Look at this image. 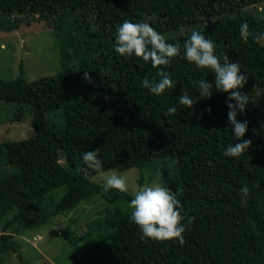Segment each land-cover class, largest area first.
Listing matches in <instances>:
<instances>
[{
  "label": "trees",
  "instance_id": "obj_1",
  "mask_svg": "<svg viewBox=\"0 0 264 264\" xmlns=\"http://www.w3.org/2000/svg\"><path fill=\"white\" fill-rule=\"evenodd\" d=\"M262 2L0 0V32L42 24L53 31L62 65L55 75L28 81L21 63L17 78H0V101L12 103L10 110L17 107L8 121L32 118L27 120L32 126L27 137L0 142V216H7L0 255L15 254L27 264L14 234L41 228L85 202L92 204L86 218L97 212L103 216L90 222L85 236L67 237L69 244L79 247L93 234L101 239L105 233L113 243L81 264H264ZM149 16L167 42L180 45L168 65L153 66L150 60L114 50L120 23ZM244 21L249 25L247 40L240 36ZM193 29L215 42L217 54L239 61L246 71L241 92L247 93L248 104L237 119L248 121L239 139L251 144L238 156L224 154L227 145L238 142L228 124V93L214 87L211 97L202 98L196 81H212L215 73L183 56V42ZM161 68L175 86L155 95L141 81L159 79ZM185 93L193 99L191 107L179 102ZM169 106L177 111L167 112ZM58 118L64 121L54 127L49 120L57 124ZM93 149L102 161L100 170L87 168L81 159L84 150ZM174 154L180 181L176 195L186 225L183 244L175 238H141L130 219L128 202L134 194L106 191L92 180L102 172L126 171ZM63 155L66 164L61 163ZM243 185L249 189L244 200Z\"/></svg>",
  "mask_w": 264,
  "mask_h": 264
},
{
  "label": "clouds",
  "instance_id": "obj_2",
  "mask_svg": "<svg viewBox=\"0 0 264 264\" xmlns=\"http://www.w3.org/2000/svg\"><path fill=\"white\" fill-rule=\"evenodd\" d=\"M151 19L149 16L139 22L124 20L120 23L116 27L114 50L123 56L135 55L144 61L150 60L153 66L168 65L172 58L180 53V45L178 42H167L165 36L149 23ZM249 35V25L244 21L240 25V36L247 40ZM183 48V56L186 60L194 62L197 67H207L215 73L212 81L205 78L196 81L200 96L211 97L214 87L216 90L228 93L226 99L228 124L238 142L227 145L224 154L238 156L247 151L251 140L239 138L245 136L248 121L237 119L238 113H243L248 104L247 93L241 92L248 80L246 71H242L239 61H230L227 55L217 54L215 42L198 30L191 31L190 36L183 42ZM159 71V79L150 80L145 77L141 81L142 85L155 95H160L166 89L175 86V80L166 70L161 68ZM85 78H89L87 72ZM179 102L191 107L193 99L185 93L179 97ZM207 110H211L210 105ZM176 111L175 106L167 108L169 113ZM81 159L87 168L102 169V161L97 154V149L84 150ZM102 175L104 176L103 187L106 191L108 189H118L120 192L128 190L125 177L118 175L115 170L102 172ZM240 191L243 193L241 199H246L248 186L243 185ZM128 205L131 210L130 219L139 227L141 238L154 240L175 238L183 244L186 225L182 222L184 217L181 201L169 187L158 182L144 184L135 191Z\"/></svg>",
  "mask_w": 264,
  "mask_h": 264
},
{
  "label": "rangeland",
  "instance_id": "obj_3",
  "mask_svg": "<svg viewBox=\"0 0 264 264\" xmlns=\"http://www.w3.org/2000/svg\"><path fill=\"white\" fill-rule=\"evenodd\" d=\"M259 10L264 9V2L260 3ZM264 18V16H263ZM42 26L41 28L39 26ZM34 23L32 26H23L19 31L13 33L0 32V78L14 80L19 74V66L22 63L26 71L25 77L28 81L57 74L62 65L60 53L55 45L53 31H47L42 24ZM260 96L264 97V90L260 91ZM264 100V98H261ZM12 103L0 101V142L17 141L27 137L32 126L26 116L25 121H8L11 113L17 111V107L10 110L7 106ZM259 106H261L259 104ZM264 110V106H261ZM52 117H58L54 114ZM32 119V118H31ZM55 124L54 127L63 123L64 119L58 118L57 124L54 120H49ZM261 133L264 137V123L261 125ZM62 164H66L64 155ZM177 155H168L149 161L142 167L132 168L126 171H118V175H123L126 179L128 192L134 194L144 184L152 182L162 183L173 192L180 190L178 175ZM112 171V170H110ZM106 171V172H110ZM143 182H140V178ZM94 182L104 185V176L99 173L92 177ZM101 204V201L98 202ZM84 205V206H83ZM82 206V207H81ZM92 204L81 203L68 215L53 217L48 224L38 229H30L22 235L14 234V240L19 245L25 263L27 264H81L82 260L91 253L100 251L110 245L112 240L109 233H105L102 238L99 234H93L87 242L83 240L79 247L71 246L67 237H83L89 231V224L95 218H99L101 213H96L89 218V211ZM104 206H100V210ZM131 211V210H130ZM7 216H0V233ZM72 219V220H71ZM0 264H22L15 254L0 255Z\"/></svg>",
  "mask_w": 264,
  "mask_h": 264
}]
</instances>
